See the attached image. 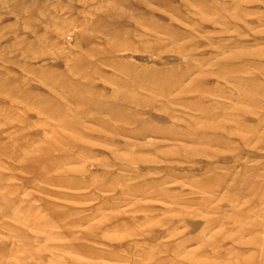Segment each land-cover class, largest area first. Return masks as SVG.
<instances>
[{
  "label": "rangeland",
  "instance_id": "rangeland-1",
  "mask_svg": "<svg viewBox=\"0 0 264 264\" xmlns=\"http://www.w3.org/2000/svg\"><path fill=\"white\" fill-rule=\"evenodd\" d=\"M0 264H264V0H0Z\"/></svg>",
  "mask_w": 264,
  "mask_h": 264
}]
</instances>
